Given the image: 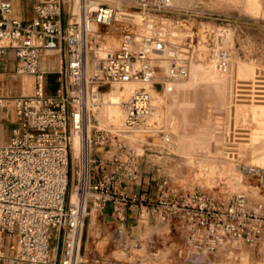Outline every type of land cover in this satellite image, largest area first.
Returning a JSON list of instances; mask_svg holds the SVG:
<instances>
[{"label":"built area","instance_id":"obj_1","mask_svg":"<svg viewBox=\"0 0 264 264\" xmlns=\"http://www.w3.org/2000/svg\"><path fill=\"white\" fill-rule=\"evenodd\" d=\"M31 22L14 18L10 0H0V56L13 52L19 75L33 76L36 92L14 98L19 131L0 143V260L7 264H85L84 227L89 204L104 212L111 207L115 222L177 221L184 229L187 248L197 254L214 253L231 244H254L264 231V206L249 207L245 194L223 198L195 190L181 193L168 179L153 175L156 197L130 191L147 185L138 156L110 133L95 130L91 143L100 147L91 164L94 181L85 173L76 187L78 200L69 196L73 132L82 134L88 96L113 84L137 83L139 89L124 103L126 127L147 125L154 112V95L167 82L188 75L187 66L163 76L156 62L170 50L164 23L148 16L166 11L174 0H35ZM143 14L152 21L143 31L133 19ZM96 26V30L93 27ZM117 28L119 48L108 53L102 76L87 75L88 58L108 33ZM100 47V46H99ZM61 54L60 84L47 95L41 69L45 51ZM173 60L188 63L178 48ZM228 52L216 54L219 69H229ZM4 105L0 98V108ZM149 127V126H147ZM85 163V160H84ZM85 170V166H84ZM93 172V171H92ZM248 174L264 187V169ZM80 176V175H79ZM95 264H102L96 260ZM108 264H112L111 262Z\"/></svg>","mask_w":264,"mask_h":264},{"label":"rangeland","instance_id":"obj_2","mask_svg":"<svg viewBox=\"0 0 264 264\" xmlns=\"http://www.w3.org/2000/svg\"><path fill=\"white\" fill-rule=\"evenodd\" d=\"M148 16L155 23H166V29L187 32L177 47L192 67L185 78L158 88V96H164L162 110L168 111L167 119L160 122L157 112L142 129L118 130L115 125L120 137L110 133L126 145L125 153L131 149L138 156L139 169L148 184L135 188L134 193L156 197L157 188L150 181L156 174L181 193L202 190L223 198L245 194L251 209L264 206V187L247 172L250 165L264 168V0H174L172 8ZM97 29L108 34L89 57L90 75H94L100 43L107 44V54L120 44L116 27ZM219 51H227L234 60L231 82L211 62ZM159 64L165 77L175 69L167 66L165 56L159 57ZM98 65L96 74L101 75L102 61ZM128 97L127 89L91 90L92 182L96 167L91 161L96 152L103 153L91 143L95 130L98 125L109 129L111 115L123 117V106L107 108L105 104L113 98L124 103ZM79 154L78 149L75 156ZM84 166V154L79 161L72 150L69 196L76 195ZM103 217L89 204L84 227L85 264H95L98 259L102 264H264V231L254 244L234 243L214 253L197 254L187 248L184 229L177 221L137 223L129 218L118 223Z\"/></svg>","mask_w":264,"mask_h":264},{"label":"crops","instance_id":"obj_3","mask_svg":"<svg viewBox=\"0 0 264 264\" xmlns=\"http://www.w3.org/2000/svg\"><path fill=\"white\" fill-rule=\"evenodd\" d=\"M13 6L14 18L22 22H31L36 17L35 0H10ZM62 56L59 52L51 50L45 51L41 58V69L46 73L47 95L56 94L60 87L58 82L59 70ZM36 92V84L33 76L19 75L16 71V58L13 52L0 56V98L4 105L0 108V143L6 144L19 131L20 126L17 120L14 98L21 96H32ZM161 97V96H160ZM163 97L160 98L161 107L159 116L161 122L168 118V111H163ZM135 188L130 186V191ZM103 218H111V207L102 212ZM0 264H7L0 260Z\"/></svg>","mask_w":264,"mask_h":264},{"label":"bare ground","instance_id":"obj_4","mask_svg":"<svg viewBox=\"0 0 264 264\" xmlns=\"http://www.w3.org/2000/svg\"><path fill=\"white\" fill-rule=\"evenodd\" d=\"M180 0H176V2H178ZM133 22L139 26L141 28V30L143 31H147L149 30V27L151 26V23L152 21L150 19H148L147 17H144L143 14H136L134 19H133ZM166 24V23H164ZM165 26V25H164ZM93 30L95 31L96 30V26L93 27ZM167 30L169 31V34H170V50L173 48H176L178 46L179 43L181 42H184L185 41V34L187 33H182L181 31H177V30H174V29H171L169 30V27H167ZM178 48V47H177ZM168 50L167 53L165 55H162V56H165V59H166V62H167V66L170 65H175L176 67H182V66H187L188 68V74L190 72V69L192 67V63H182L181 64V61H174L173 60V56L174 55V52L173 51H170ZM108 52V46L106 43H103L101 42L100 43V47H99V50H97V52H95V58H94V62H96V65L94 66V75L97 73V69H99V63L102 61V67H101V71L103 73V63H104V60H105V57H103L104 55H106ZM229 54V53H228ZM228 61H229V69L227 72H223L219 69V66H218V60H217V57L215 55V57L211 58V62L214 64V66L218 69V71L225 77L229 78L230 82L232 81V70H233V67H234V60L231 58V55L229 54L228 55ZM89 60V58H88ZM156 62L158 63V65L160 66L159 64V56L156 60ZM94 64V63H93ZM91 65V67H93ZM161 67V66H160ZM162 68V67H161ZM87 75L90 76L89 74V62H88V68H87ZM97 75V74H96ZM99 76H102L99 75ZM126 87H129V88H126ZM112 89H115L116 91H125L127 89V91L129 92V99L127 101L130 100V98L132 97V95L134 94V92L136 90L139 89V84L137 83H122V84H113L111 86ZM90 96V95H89ZM89 96H88V101H87V108H86V117H85V129H84V133H83V136L82 134L80 133H77V132H73V136H72V150H73V155H74V158L78 159L80 161L81 159V155L82 153L84 154V160H85V178L88 176V162H89V153L91 151V148L89 146V137L92 133V129L93 127H91L90 125V104H89ZM127 101H125L124 103H126ZM124 103H121L119 99H115L113 98L110 102V104H105L107 106V108H119V107H122L123 106V117H121L120 119H118L117 117H115L114 115H111L110 119H109V123H111V126L109 129H102L100 127V125H98V128L100 130H103L107 133H111V134H117L115 132L116 128H115V125L118 126V130H138V129H142V127H139V128H135V129H129L126 127V111H125V108H124ZM154 112L152 114V116L149 118L148 122L155 116V114H157V112H159L160 110V107H161V102H160V96H158V94L154 95ZM161 122V121H160ZM158 122V123H160ZM99 124V122H98ZM149 125V123H148ZM144 129V128H143ZM120 137V136H119ZM79 149V156L80 157H76V152L78 151ZM249 167H256V168H261V169H264L263 167L261 166H256V165H250V166H247V172H248V168ZM76 200H78L77 196L75 194H73L72 196V201L73 203L76 202ZM137 264H140V263H137Z\"/></svg>","mask_w":264,"mask_h":264}]
</instances>
